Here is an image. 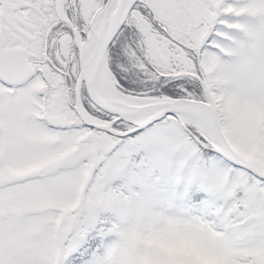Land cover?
Returning a JSON list of instances; mask_svg holds the SVG:
<instances>
[{"label":"snow or ice","instance_id":"1","mask_svg":"<svg viewBox=\"0 0 264 264\" xmlns=\"http://www.w3.org/2000/svg\"><path fill=\"white\" fill-rule=\"evenodd\" d=\"M0 264H264V0H0Z\"/></svg>","mask_w":264,"mask_h":264}]
</instances>
